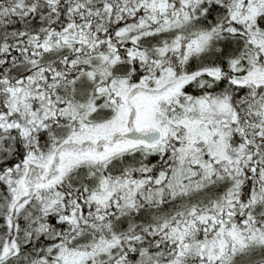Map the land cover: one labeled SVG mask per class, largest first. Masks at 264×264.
I'll list each match as a JSON object with an SVG mask.
<instances>
[{
    "label": "snow or ice",
    "instance_id": "6c2138e0",
    "mask_svg": "<svg viewBox=\"0 0 264 264\" xmlns=\"http://www.w3.org/2000/svg\"><path fill=\"white\" fill-rule=\"evenodd\" d=\"M0 264H264V0H0Z\"/></svg>",
    "mask_w": 264,
    "mask_h": 264
}]
</instances>
